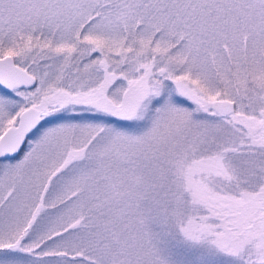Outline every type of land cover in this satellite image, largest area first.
<instances>
[{
    "label": "snow or ice",
    "instance_id": "obj_1",
    "mask_svg": "<svg viewBox=\"0 0 264 264\" xmlns=\"http://www.w3.org/2000/svg\"><path fill=\"white\" fill-rule=\"evenodd\" d=\"M0 264H264V0H0Z\"/></svg>",
    "mask_w": 264,
    "mask_h": 264
}]
</instances>
